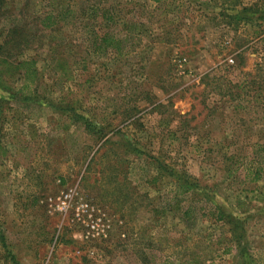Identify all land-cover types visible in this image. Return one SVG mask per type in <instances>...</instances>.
Wrapping results in <instances>:
<instances>
[{
	"label": "rangeland",
	"instance_id": "rangeland-1",
	"mask_svg": "<svg viewBox=\"0 0 264 264\" xmlns=\"http://www.w3.org/2000/svg\"><path fill=\"white\" fill-rule=\"evenodd\" d=\"M46 13L65 17L40 30ZM105 32L124 55L93 53ZM0 83V231L18 264H264V178L243 170L264 159V0H2ZM24 83L38 103L10 99Z\"/></svg>",
	"mask_w": 264,
	"mask_h": 264
},
{
	"label": "trees",
	"instance_id": "trees-1",
	"mask_svg": "<svg viewBox=\"0 0 264 264\" xmlns=\"http://www.w3.org/2000/svg\"><path fill=\"white\" fill-rule=\"evenodd\" d=\"M0 2H2V0H0ZM257 12L258 10L255 9ZM62 12V11H61ZM248 16H243L241 12H238L236 14L233 15H229L226 16L224 15L223 17L225 19H227L229 22L232 21L234 22V24L240 22L243 17H247L250 18L252 20L253 18V14L254 12L252 11H247ZM64 14H67V12H65ZM259 14V13H256ZM102 19H105L106 21H110V16L108 15L107 11H102L100 14ZM256 16V15H255ZM65 17V15H63L62 13H58V14H51V13H46L44 14L42 17H40L38 19V26L40 30H49L51 28H53L58 22L59 20L63 19ZM256 18V17H255ZM133 27H130V29L128 31H135ZM131 31V32H132ZM138 31L137 33L134 34V37H138ZM9 40H12V37H8ZM92 51L95 55H101V54H106L107 51H111L113 52L116 56H121L124 55L123 54V47H125L123 45V40L114 37L112 34H109L108 32L103 33L101 36L98 35H92ZM136 40V39H134ZM15 69L16 71L18 70V72H20V75L22 77V79H26L27 78H35V72L36 69L34 67V62L32 60H19L15 62ZM26 83H28V81H26ZM27 85L24 83L23 85H21L20 88L16 89V92L14 94V96H9L10 99L14 100V101H18V103L22 102H28V99L30 98L29 95L34 99L31 102L34 103H38V96L34 97L35 91L34 89H30L29 87H26ZM9 89V90H8ZM11 88L8 87H4L1 83H0V91H3L4 93H8L10 92ZM27 92L25 99L24 98H18V93H20V95L22 94V92ZM30 93V94H29ZM11 95V94H10ZM45 98V99H44ZM16 99V100H15ZM44 101L43 104L45 106H47L51 112H58L57 116H62V114H66L67 110L66 108H61L58 107L57 105H55V103L51 100V98H48L46 96L43 97ZM71 118L68 119L71 120L72 123H76L79 122V124L84 127L86 132H94L95 134L99 135V138H103V133H102V129L98 128V126H96L93 123H90L86 118L80 117L79 115H76L74 113H71ZM115 132L117 133L116 130L113 131V134H115ZM118 135L119 138H122L124 140L125 143H129L127 138L119 135L118 133L115 134ZM256 146V148L258 149V151L260 152H264V144L261 145H254ZM4 150L1 149L0 147V155L3 154ZM255 157V154L252 155L253 159H250L247 166L243 167V170L245 172V177H247L251 182H256L259 181L260 179L264 178V159H262V161L258 158V163L253 162ZM171 175H175L174 172L169 171ZM178 180L180 181L176 188H178L181 192H188L193 188L192 183H189V179L183 177L180 173L177 174ZM187 211L185 210L183 214H185ZM182 214V215H183ZM216 215H218V218H220V214L219 211H216ZM0 241L2 246L4 247V249L6 250V256L8 257V259L10 260V262L12 264H18L17 261L15 260L14 256L6 249V244L3 241V237L0 231Z\"/></svg>",
	"mask_w": 264,
	"mask_h": 264
},
{
	"label": "built area",
	"instance_id": "built-area-1",
	"mask_svg": "<svg viewBox=\"0 0 264 264\" xmlns=\"http://www.w3.org/2000/svg\"><path fill=\"white\" fill-rule=\"evenodd\" d=\"M231 62V60H229ZM68 195L64 196V199H67ZM65 201V200H64ZM64 204V202L62 203V205Z\"/></svg>",
	"mask_w": 264,
	"mask_h": 264
}]
</instances>
